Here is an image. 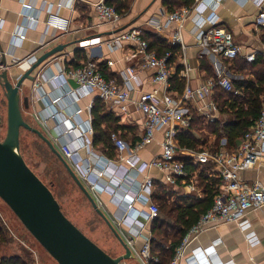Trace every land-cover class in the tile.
<instances>
[{
    "label": "crops",
    "instance_id": "crops-1",
    "mask_svg": "<svg viewBox=\"0 0 264 264\" xmlns=\"http://www.w3.org/2000/svg\"><path fill=\"white\" fill-rule=\"evenodd\" d=\"M98 1L101 0H0V49L1 58L7 71L20 74L25 71L26 67L22 66L21 68L17 64L18 60L22 61L32 54L37 59L52 47L64 45L62 51L58 52L56 56L40 64L35 82L26 81L20 89V106L24 119L32 126L36 125L38 129L42 130L60 152L62 144L73 145L71 141L78 134V130H81L75 123L85 126L90 121L92 124V113L88 109V105L92 99H95V95L89 93L77 96L75 92L74 95L54 102L53 98L66 89L75 88L76 84L69 78H66L65 82H61L59 79L51 82L52 80L48 81V78L51 74H56L63 66L76 67L90 59L97 63L99 71L106 79H115L117 83L121 84L125 69L130 65L136 66L138 60L130 57V52L135 46L131 42H125L118 50H112L105 44V41L115 33L114 31L120 28L128 30L139 27L142 31L150 32L178 49L174 63L170 66L171 75L176 82L178 80L183 82L181 86L176 85L181 90L186 83L197 87L202 82L211 78L215 79L219 75L230 77L233 85L244 84L248 81L257 84L261 78L260 70L264 61V25H256L255 17L261 10H264V0H202L203 10L190 9V13L181 26L177 21H168L167 15L176 9L187 7L184 5L181 7L174 5L173 10L170 11L168 4L165 3L167 0H133L128 13L118 23L111 24L98 20L93 10V5ZM48 9L69 20L67 31L53 33L50 28L46 27L45 17ZM156 17L160 18L161 28L152 22V19ZM214 18H216V24L232 33L234 41L240 46V52L236 59H224L197 44L198 25L209 27L211 19ZM178 29L184 48L179 43L172 42V35ZM21 34L24 37L20 39ZM91 38H100V43H90L86 47L79 46L81 40ZM248 54H254L257 59L253 60L254 62L251 61L252 63L247 61L245 57ZM185 65L188 67L187 71H185ZM138 74L140 84L130 92L132 101L127 104V111L121 116L113 112L119 118L118 123L124 128L113 132L118 133L131 149L139 142L144 133L142 114L133 101L139 97L141 92L152 90L158 86L149 81L146 73L140 71ZM176 87L171 91L173 95L178 96L180 93ZM161 91L160 87L158 96L161 95ZM242 95L244 94L234 96ZM259 98L263 101L264 95H260ZM196 106V101L188 103L190 111L197 112ZM78 109H81V112L78 117L74 118L75 114L74 116L72 114ZM53 111L59 113L56 121H48L47 127L44 128L37 117L50 115ZM217 116L219 115L217 114ZM69 125L76 126V131L66 135L61 141L56 140L57 133ZM191 134L197 139L207 136L209 144L214 145L213 134L207 130L193 129ZM162 138L163 128H159L155 131L153 140L137 150L140 159L149 161L159 155ZM86 142L89 143V149L93 156L89 154V149L81 147L78 151V159L76 158L75 161L77 164H82L87 160L92 162L95 171L92 174L95 178H92L91 181L98 183L95 188H92L88 181L82 179V182L94 197L98 207L128 243L136 244L141 241L143 243L144 240L150 239L152 236L153 219L144 217L148 202L135 200L133 208L126 210L122 201L123 196H137L138 184L142 183L146 177L153 180L150 201L154 203L158 200L153 195L157 191L158 184L165 186L166 198H174L175 195L182 201L188 198L198 200L203 194L202 186L196 177V170L191 172L186 179H178L175 184L171 185L164 181L163 172L155 167H147L143 171H138L125 162L116 161L117 152L111 139L108 141L111 148L102 146L101 141L96 138L93 126L92 133L86 134ZM201 151L212 150L207 148ZM201 151L179 147L178 155L179 157H188L192 163L193 158L190 152ZM61 153L74 170V166L71 165L73 160L64 152ZM206 163L211 162L203 164ZM203 164L196 163L194 165L201 167ZM74 171L78 175V171L76 169ZM99 171H104V174L98 176ZM241 176L249 180H258L264 184V166L242 171ZM71 180L88 201L72 177ZM112 187L115 188L114 191H111ZM89 205L92 208L90 203ZM92 210L96 213L93 208ZM125 213L129 215V220H124ZM96 215L106 225L97 213ZM159 215L157 213L155 216ZM218 238L223 243L217 251L218 258L222 263L232 261L231 264H264V206L248 211L238 222L217 223L200 233L189 245L191 249L198 246L203 248L204 252L197 257L200 264L208 263L204 253L212 250V243ZM133 249L134 252L138 250L136 247Z\"/></svg>",
    "mask_w": 264,
    "mask_h": 264
},
{
    "label": "built area",
    "instance_id": "built-area-1",
    "mask_svg": "<svg viewBox=\"0 0 264 264\" xmlns=\"http://www.w3.org/2000/svg\"><path fill=\"white\" fill-rule=\"evenodd\" d=\"M201 6L202 0H195L191 8L182 7L176 9L167 15V19L168 21H177L181 26L190 13V9L203 10L204 7L202 8ZM93 10L98 20L104 23L116 24L123 17L114 6L107 4L103 0L95 3ZM152 22L158 28H161L159 17L153 18ZM210 23L209 27L198 25L199 29L196 32L197 44L224 59H235L239 55L240 46L234 41L232 33L216 24V18L211 19ZM255 23L258 26L264 25V10L257 14ZM45 25L53 33L67 31L69 20L48 9ZM23 37V34L19 36L20 39ZM125 42H131L135 45L130 52V57L137 59L138 64L136 66L130 65L125 69L121 84L117 83L115 79H106L99 71L97 63L89 59L76 67L63 66L56 74H51L48 81L52 80L51 82H54L59 79V81L65 82L66 78H69L76 84L75 88L66 89L63 93L53 98V101L56 102L66 96L74 95L75 92L77 96L92 93L95 98H99L105 103L107 109L121 116L127 111V104L132 101L130 92L140 84L138 73L140 71L146 73L149 81L156 83L158 86L152 90L141 92L139 97L133 101L143 117L144 133L141 139L132 149L116 132L110 134V139L117 152L116 161L125 162L138 171H143L147 167H155L163 172L166 183L175 184L178 179L184 180L190 175L184 162L179 158V146L176 138L180 130L187 129L190 126L192 114L188 108V103L196 101L197 113L212 122L218 114L217 104L213 100L215 87L219 86L234 95H241L242 91L233 85L230 77L219 75L215 79L211 78L202 82L197 87H192L186 83L178 96L173 95L170 89L171 66L168 63L171 52L167 51L159 56L154 50H150L147 40L143 37V31L139 27L117 31L105 41V44L112 50H118ZM172 42L179 43L184 48L179 29L173 33ZM90 43H100V38L81 40L79 46L86 47ZM1 56L0 49V71L5 67ZM245 59L251 62L255 59V56L254 54H248ZM35 61L36 56L32 54L22 61L18 60L17 64L21 68L24 66L27 69ZM185 66V71H187L188 67L187 65ZM160 87L162 91L161 95L158 96ZM93 100L88 105L89 110H91ZM79 112H81V109L76 110L72 114L73 116L75 114L74 118L79 116ZM58 114V111H53L50 115H39L37 119L45 128L48 121H56ZM75 124L81 130H78V134L71 141L72 146H69V144L61 145V152H64L66 156L73 160L71 165L74 166V170L78 171L79 178L88 181L91 187L95 188L98 182L95 181L93 183L91 181L92 178H95L93 176L95 173L93 163L87 160L82 164H77V161H75L76 158L78 159L79 148L89 149V143L86 142V134L88 132L92 133V124L90 121L85 126L78 123ZM159 128H163L160 154L149 161L141 160L137 150L153 140L155 131ZM75 129L76 126L69 125L65 129L60 130L56 135V140L61 141L66 135L73 134L76 131ZM226 142V138L223 137L216 151L190 152L193 158L192 163L194 164L213 163L212 171L220 179L219 192L214 197L212 205L200 215L196 223L183 236L180 244L175 248L169 264H200L197 257L204 252L203 248L201 246L192 249L189 247L190 243L200 233L217 225V223L238 222L248 211L257 210L264 206V184L258 180H249L241 176L242 171L264 166V100L261 102L258 116L253 120L238 146L230 151L225 147ZM88 152L93 156L91 149ZM103 174L104 171L98 172V176ZM152 187L153 180L150 177H146L142 183L138 184L137 196H123L122 201L125 209L130 210L133 208V202L139 199L148 202L147 212L144 213V217L147 219L154 218L158 213V207L156 203L150 201ZM191 188L193 187L191 186ZM114 190L115 188L112 187L111 191ZM129 219V215L125 213L124 220ZM149 240V238L144 240L140 248L134 252L135 256L137 254L140 258L142 264H151L152 261H157V258L151 255ZM133 243H129L132 249L134 248ZM222 245L223 243L219 238L213 241L212 250L204 253L207 264H214V262L218 264L232 263V261L220 262L217 251Z\"/></svg>",
    "mask_w": 264,
    "mask_h": 264
},
{
    "label": "trees",
    "instance_id": "trees-1",
    "mask_svg": "<svg viewBox=\"0 0 264 264\" xmlns=\"http://www.w3.org/2000/svg\"><path fill=\"white\" fill-rule=\"evenodd\" d=\"M133 0H105L123 16L130 9ZM170 11L173 6L190 7L194 0H167ZM143 37L147 40L150 50H154L157 55H163L170 51L171 56L168 59L169 65L174 63V58L178 49L165 42L164 39L152 35L150 32L143 31ZM236 59V58H235ZM257 58L254 59V61ZM253 61V62H254ZM252 63V62H251ZM260 76L257 84L251 81L234 84L236 88L242 90V96H234L232 92H227L221 87L216 86L214 89L213 100L218 107V115L215 120L210 122L203 116H199L197 112L192 111L190 126L187 129H182L178 132L176 138L178 146L189 150H204L211 148L216 151L219 148V143L222 137H225L227 142L225 147L228 150L235 149L253 120L258 116L261 99L260 95H264V61L263 67L260 70ZM175 77V76H174ZM171 87L183 85L182 80H176L170 77ZM179 89L178 87H176ZM179 89V93H181ZM92 126L96 133V138L101 141L102 146L111 148L108 142L110 134L113 131L124 129L118 123L119 118L110 112L105 103L95 98L91 107ZM104 124V126H103ZM207 130L213 134L214 145L209 144L207 136L202 139H197L191 134V130ZM95 141V140H94ZM203 145V146H202ZM202 146V147H200ZM185 164L189 174L195 170L196 176L202 186V196L198 200L191 198L181 200L180 197H175L172 202L166 201V188L162 184H158L157 191L154 192V197L158 207L159 216L152 218L150 252L151 255L157 258V261H152L151 264H169L174 255L175 248L180 244L183 236L187 233L190 227L196 223L200 215L204 213L213 203V199L219 192L220 179L215 176L213 163L203 164L201 167L190 162L188 157H179ZM213 172V173H212ZM171 229V231H169ZM11 242V236L8 233L7 223L0 214V264H29L27 259L21 255H4L2 254L3 247ZM28 257V253L26 254Z\"/></svg>",
    "mask_w": 264,
    "mask_h": 264
},
{
    "label": "water",
    "instance_id": "water-1",
    "mask_svg": "<svg viewBox=\"0 0 264 264\" xmlns=\"http://www.w3.org/2000/svg\"><path fill=\"white\" fill-rule=\"evenodd\" d=\"M121 28L114 31H120ZM56 45L42 53L20 74L0 71V87L6 100V134L0 140V199L5 202L29 233L58 264H121L135 257L131 245L98 207L94 197L63 157L59 149L37 127L28 123L20 106V89L26 81L34 83L40 64L61 52ZM1 119V117H0ZM27 129L40 137L56 155L66 171L85 194L92 208L118 239L124 253L112 256L91 240L62 211L52 190L27 165L20 152V130ZM133 240L134 237H132Z\"/></svg>",
    "mask_w": 264,
    "mask_h": 264
},
{
    "label": "rangeland",
    "instance_id": "rangeland-1",
    "mask_svg": "<svg viewBox=\"0 0 264 264\" xmlns=\"http://www.w3.org/2000/svg\"><path fill=\"white\" fill-rule=\"evenodd\" d=\"M0 117V140H3L7 125L6 100L1 88ZM34 126L37 127L36 125ZM19 139L20 152L25 162L52 190L64 214L91 240L112 256L124 253V249L118 239L92 210L88 201L71 180L65 167L49 149L48 145L36 134L24 128L20 130ZM173 197L167 198L166 201L168 203L172 202L175 199V195ZM0 214L7 223L8 233L11 236V242L3 247L2 253L6 255L18 253V255H21L25 259H31V261L28 259L27 261L33 264H58L1 199ZM141 245L142 241L141 243H133V247L137 249ZM27 253L28 257L26 255ZM121 264H142V262L136 254L133 258L123 259Z\"/></svg>",
    "mask_w": 264,
    "mask_h": 264
},
{
    "label": "bare ground",
    "instance_id": "bare-ground-1",
    "mask_svg": "<svg viewBox=\"0 0 264 264\" xmlns=\"http://www.w3.org/2000/svg\"><path fill=\"white\" fill-rule=\"evenodd\" d=\"M220 262H221V261H220ZM214 264H218V263L214 262Z\"/></svg>",
    "mask_w": 264,
    "mask_h": 264
}]
</instances>
